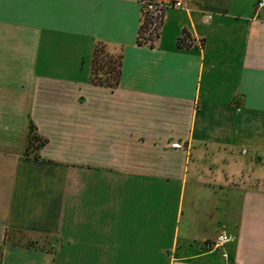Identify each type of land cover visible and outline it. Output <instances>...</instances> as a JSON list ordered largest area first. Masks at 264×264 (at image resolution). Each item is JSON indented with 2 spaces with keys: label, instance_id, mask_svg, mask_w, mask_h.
I'll return each instance as SVG.
<instances>
[{
  "label": "crops",
  "instance_id": "obj_1",
  "mask_svg": "<svg viewBox=\"0 0 264 264\" xmlns=\"http://www.w3.org/2000/svg\"><path fill=\"white\" fill-rule=\"evenodd\" d=\"M183 1L0 0V264H264V9Z\"/></svg>",
  "mask_w": 264,
  "mask_h": 264
},
{
  "label": "built area",
  "instance_id": "obj_2",
  "mask_svg": "<svg viewBox=\"0 0 264 264\" xmlns=\"http://www.w3.org/2000/svg\"><path fill=\"white\" fill-rule=\"evenodd\" d=\"M143 7L142 24L147 20V32L156 37L161 29L165 9L168 5H172L179 9H187L186 3L183 0H173L171 4H167L164 0H141ZM257 10L264 9V0H257ZM192 38L188 32H183L180 41L184 46H189L192 43ZM202 42L198 40V47L201 48ZM234 236L227 230L220 232L210 243L214 249H224L226 245L231 243ZM223 256L227 254L224 252Z\"/></svg>",
  "mask_w": 264,
  "mask_h": 264
},
{
  "label": "rangeland",
  "instance_id": "obj_3",
  "mask_svg": "<svg viewBox=\"0 0 264 264\" xmlns=\"http://www.w3.org/2000/svg\"><path fill=\"white\" fill-rule=\"evenodd\" d=\"M148 30H146L147 32ZM120 61V52L117 49H113L107 46H99L95 64V76L102 80L115 81L118 75V64ZM29 131V149H35L37 144L40 143L41 139L37 135L33 126H30ZM37 137V139H36ZM211 241L207 242L209 249H214L210 245Z\"/></svg>",
  "mask_w": 264,
  "mask_h": 264
},
{
  "label": "trees",
  "instance_id": "obj_4",
  "mask_svg": "<svg viewBox=\"0 0 264 264\" xmlns=\"http://www.w3.org/2000/svg\"><path fill=\"white\" fill-rule=\"evenodd\" d=\"M147 30V20L145 21L144 25L141 24L140 30H139V36H138V43L143 45V44H149L150 46L153 45V40L158 36L154 37L152 34H148L146 32ZM99 46H104V45H97L94 54H93V60H92V75H91V80L100 85H108V86H115L119 82V76L121 73V56H120V61L118 64V75H117V80L115 81H107V80H102L99 79L95 76V64H96V58H97V52H98V47ZM37 139V137H36ZM31 143V140H29V144ZM43 145V141L41 140L39 144H37V147Z\"/></svg>",
  "mask_w": 264,
  "mask_h": 264
}]
</instances>
